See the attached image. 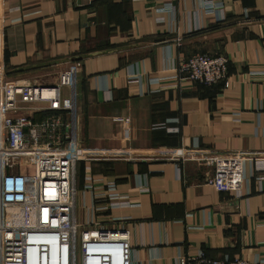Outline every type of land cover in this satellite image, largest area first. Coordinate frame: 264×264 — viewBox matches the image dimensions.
Listing matches in <instances>:
<instances>
[{"label":"crops","instance_id":"crops-1","mask_svg":"<svg viewBox=\"0 0 264 264\" xmlns=\"http://www.w3.org/2000/svg\"><path fill=\"white\" fill-rule=\"evenodd\" d=\"M206 1H222V11L207 12ZM193 54H225L229 86L209 90L179 75L177 61ZM76 60L84 147L259 155L246 162L240 197L205 185L198 163L94 161L97 192L111 182L126 197L104 218L128 232L131 264H178L200 251L264 260V0H0L8 77L53 83ZM82 165L75 218L84 223L92 202Z\"/></svg>","mask_w":264,"mask_h":264},{"label":"built area","instance_id":"built-area-1","mask_svg":"<svg viewBox=\"0 0 264 264\" xmlns=\"http://www.w3.org/2000/svg\"><path fill=\"white\" fill-rule=\"evenodd\" d=\"M222 7V1H206L202 8L214 13ZM221 20L223 13L217 21ZM227 64L225 54H193L177 61L175 70L207 87L220 82L228 87ZM80 68L81 61L70 62L57 73L56 82L43 83L8 77L0 64V264H131L128 232L116 225L117 219L104 218L108 210L127 206L126 197L116 193L111 182L105 184V193H98L91 162L198 163L205 169V185L240 197L246 162L258 160L256 153L218 152L198 145L148 150L84 147L76 102ZM79 163H85L83 191L91 194L92 202L84 223L75 218ZM178 264H264V260H209L200 251L195 258H180Z\"/></svg>","mask_w":264,"mask_h":264},{"label":"trees","instance_id":"trees-1","mask_svg":"<svg viewBox=\"0 0 264 264\" xmlns=\"http://www.w3.org/2000/svg\"><path fill=\"white\" fill-rule=\"evenodd\" d=\"M197 84H199V85H201V86H203L204 88H206V89H209V90H212V89H214L217 85H219L220 83L221 84H223V82H220V83H218V84H216V85H214V86H212V87H207V86H205V85H203V84H201V83H198V82H196ZM94 162H91V163H89V166H90V171H91V173H93L92 171V164H93ZM82 164H84V167H85V163H82ZM82 167H83V165H82ZM84 167L82 168V172L84 173Z\"/></svg>","mask_w":264,"mask_h":264}]
</instances>
